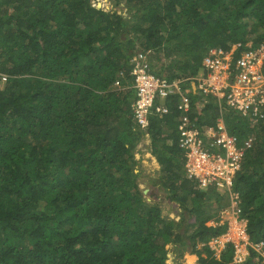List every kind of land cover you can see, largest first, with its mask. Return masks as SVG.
<instances>
[{
    "label": "trees",
    "instance_id": "16d2710c",
    "mask_svg": "<svg viewBox=\"0 0 264 264\" xmlns=\"http://www.w3.org/2000/svg\"><path fill=\"white\" fill-rule=\"evenodd\" d=\"M124 1L128 14L90 0H0V71L8 75L0 86V264H264V106L256 122L223 114L240 142L253 137L232 188L250 240L263 242L262 253L249 247L235 263L231 242L218 257L210 248L226 230L212 221L228 198L187 176L177 96L141 129L130 75L137 51L174 80L198 75L210 48L255 49L264 43V0ZM190 96L198 125L214 124V98L198 113ZM146 135L161 167L148 180L178 220L139 188L135 153ZM148 195L157 197L153 188Z\"/></svg>",
    "mask_w": 264,
    "mask_h": 264
},
{
    "label": "built area",
    "instance_id": "2783aa9c",
    "mask_svg": "<svg viewBox=\"0 0 264 264\" xmlns=\"http://www.w3.org/2000/svg\"><path fill=\"white\" fill-rule=\"evenodd\" d=\"M238 48L239 44H232L229 49L210 48L202 60L200 73L187 79L169 80L166 76L152 72L149 51H137L132 56L130 70L135 95L131 105L132 114L139 128L146 129L152 113L162 116L168 112V107L161 99L177 96L176 109L180 113L178 143L185 151L184 168L187 176L194 177L200 187H216L228 198V206L221 208L218 220L219 223L227 221L229 227L224 234L210 239L209 244H219L220 240L222 250L226 242H233L235 263L245 260L249 247L260 251L263 245L262 241L250 242L245 231L247 219L242 215L240 197L232 188L236 171L240 168L245 151L251 147L253 137L249 136L240 142L228 132L223 114L231 110L253 122L262 117L264 43L255 49ZM7 79L8 75L0 71V86ZM183 80L194 85L193 93L198 94L199 99L195 102L198 113L209 96L218 103L219 115L214 124L198 125L197 117L190 115L193 103L188 91L191 89L183 87ZM114 86L119 87L120 80H116ZM231 233L236 234L238 241L231 240Z\"/></svg>",
    "mask_w": 264,
    "mask_h": 264
},
{
    "label": "rangeland",
    "instance_id": "374dc122",
    "mask_svg": "<svg viewBox=\"0 0 264 264\" xmlns=\"http://www.w3.org/2000/svg\"><path fill=\"white\" fill-rule=\"evenodd\" d=\"M92 5L101 8L105 11H109L111 9H120L124 14H128V5L124 0H90ZM104 3H106L104 6ZM186 88L189 89V86L186 85ZM190 93H192L191 90L188 91V94L190 96ZM198 98V94L196 96ZM191 98V96H190ZM196 100V98L194 99ZM161 102H164V100L161 99ZM146 135L143 140L139 143L136 153H135V159L137 160V170L141 171V175L138 178L139 181V188L142 190V194L145 198L146 202H154L158 204L161 207V214L164 217L167 218H173L175 220L179 219L178 211L176 209V206L165 199L163 190L160 187V184H153L152 182H149L148 178H152L154 180H158L161 174V167L159 163L157 162L156 158L150 153L148 150L149 147V139ZM152 158H154L155 162L152 161ZM154 189L155 193L157 194L156 198H153L149 196V192ZM146 190V192H144ZM220 219V215L217 214V218L213 220L212 222H215L217 219ZM231 240L238 241L236 234L231 233L230 234ZM222 241V240H221ZM210 242V241H209ZM222 242L219 240V244H212L209 245L212 250H214V255H218L221 251L220 245ZM247 248V247H246ZM247 252V251H246ZM241 255V254H240ZM189 264H196L195 262L189 263Z\"/></svg>",
    "mask_w": 264,
    "mask_h": 264
},
{
    "label": "clouds",
    "instance_id": "9594fccd",
    "mask_svg": "<svg viewBox=\"0 0 264 264\" xmlns=\"http://www.w3.org/2000/svg\"><path fill=\"white\" fill-rule=\"evenodd\" d=\"M134 119V118H133ZM221 210V209H220ZM219 210V211H220ZM218 214H219V212H218ZM245 218V217H244ZM247 219V218H246ZM214 224H216V223H218V224H222V225H226V230L223 232V233H221L220 235H222V234H224L226 231H227V229H228V227H229V225H228V222L227 221H224L223 223H219V220L217 219L215 222H213ZM245 229H247V224H246V227H245ZM246 231V230H245ZM246 234H247V231H246ZM220 235H217V236H220ZM248 235V234H247ZM248 237H249V235H248ZM249 240H250V238H249ZM229 242H231V241H229ZM250 242L252 243V241L250 240ZM260 242V241H259ZM227 243V242H226ZM232 244H233V242H231ZM257 243V242H256ZM233 247H234V244H233ZM221 252V251H220ZM220 252H219V254H220ZM219 254L218 255H215L216 257H218L219 256ZM234 255V254H233Z\"/></svg>",
    "mask_w": 264,
    "mask_h": 264
},
{
    "label": "crops",
    "instance_id": "0c3cea01",
    "mask_svg": "<svg viewBox=\"0 0 264 264\" xmlns=\"http://www.w3.org/2000/svg\"><path fill=\"white\" fill-rule=\"evenodd\" d=\"M183 86H184V84H183ZM188 86H189V88L191 89V91L193 93V91H194V85H193V83L190 82Z\"/></svg>",
    "mask_w": 264,
    "mask_h": 264
},
{
    "label": "water",
    "instance_id": "95a60500",
    "mask_svg": "<svg viewBox=\"0 0 264 264\" xmlns=\"http://www.w3.org/2000/svg\"><path fill=\"white\" fill-rule=\"evenodd\" d=\"M144 192H146V190H144Z\"/></svg>",
    "mask_w": 264,
    "mask_h": 264
}]
</instances>
